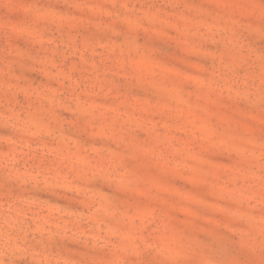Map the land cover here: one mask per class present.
<instances>
[{"label":"rangeland","instance_id":"obj_1","mask_svg":"<svg viewBox=\"0 0 264 264\" xmlns=\"http://www.w3.org/2000/svg\"><path fill=\"white\" fill-rule=\"evenodd\" d=\"M0 264H264V0H0Z\"/></svg>","mask_w":264,"mask_h":264}]
</instances>
